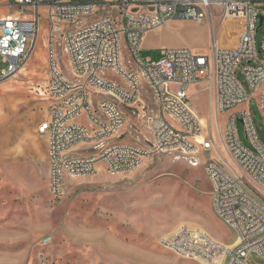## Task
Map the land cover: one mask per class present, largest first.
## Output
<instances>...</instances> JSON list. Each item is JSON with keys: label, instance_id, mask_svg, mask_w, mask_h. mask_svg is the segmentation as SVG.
<instances>
[{"label": "built area", "instance_id": "built-area-1", "mask_svg": "<svg viewBox=\"0 0 264 264\" xmlns=\"http://www.w3.org/2000/svg\"><path fill=\"white\" fill-rule=\"evenodd\" d=\"M110 4H115L118 15L83 25L84 17ZM14 6L31 8L32 16L0 18V84L27 66L39 38L41 8L48 11L49 71L39 94L51 107L38 131L48 139L52 198L65 196L68 178L95 175L99 165L109 175H119L162 154L184 155L197 166L199 156L211 153L204 170L213 205L217 216L237 233V240L222 244L203 230L183 225L161 244L202 264H264V141L253 114L243 109L229 116L224 132L219 128L228 156L224 157L212 131L205 136L190 93L192 87L210 82L217 114L259 96L264 124V42L259 46L256 39L264 0H15ZM216 6L226 16L243 19L235 47L221 46L216 39L211 54L183 46L162 49L157 61L141 56L149 32L177 20L203 23L209 18L213 23ZM65 23L76 28L66 31ZM57 47L67 56L73 80L59 63ZM124 49L129 51L131 68L125 64ZM122 106L137 110L135 116L151 131L145 145L116 139L126 130ZM239 115L250 148L241 142ZM83 116L88 125L73 122ZM96 142L102 143L97 154L70 156L77 145ZM51 242L46 236L41 244Z\"/></svg>", "mask_w": 264, "mask_h": 264}, {"label": "rangeland", "instance_id": "rangeland-1", "mask_svg": "<svg viewBox=\"0 0 264 264\" xmlns=\"http://www.w3.org/2000/svg\"><path fill=\"white\" fill-rule=\"evenodd\" d=\"M15 10L21 14L24 8L15 7ZM26 11L29 15L32 10ZM212 12L213 23L209 18L204 23L177 20L151 33V38L147 37L143 44L142 57L146 59L150 56L157 61L162 49L183 46H189L199 54H211L216 39L221 46L235 47L241 35L243 19L226 16L217 6L212 8ZM108 14L118 15L115 4L84 17L83 25ZM40 17V35L32 57L27 66L10 80L18 98L28 99L24 109L35 111L29 119V133H32L37 121L40 123L47 118L51 107V102L39 94L47 85L49 71L47 33L50 23L47 8L42 7ZM63 27L67 31L75 29L76 25L65 23ZM256 39L261 46L264 42V23L260 26L259 22ZM57 54L66 77L73 80L62 47H57ZM124 58L125 64L133 67L127 49H124ZM108 76L113 77L112 74ZM240 78L246 82L241 72ZM113 79L119 81L116 76ZM190 93L197 115L207 121L205 136L210 137L212 131L221 154L228 157L219 128L224 132L230 114L218 116L210 82L192 87ZM143 96L148 98L145 91ZM122 109L126 114L127 129L121 139H116L145 145V141L151 139V131L135 116L137 110L126 106ZM243 109L252 112L264 141L260 97L255 96L250 104L236 110L240 112ZM73 122L89 124L86 116L75 118ZM25 126V121L20 120L19 129L24 130ZM238 130L241 142L250 148L240 115ZM100 144L77 145L70 151V156L95 155L101 148ZM214 154L218 155L216 151ZM211 156V153H203L198 157L199 164L193 166L184 155L162 154L136 171L119 175H109L105 167L99 165L95 175L68 178L67 192L61 199H53L45 185H38L39 197L48 199L43 229L37 226L39 231L30 232L28 240L23 239L21 243L9 246L14 250L13 256L4 259L15 264H202L169 251L161 240L183 225L203 230L222 244L232 245L237 240V233L217 216L213 205L212 187L204 170ZM31 218L29 213L30 221ZM46 236H50L52 242L44 246L41 241Z\"/></svg>", "mask_w": 264, "mask_h": 264}, {"label": "crops", "instance_id": "crops-1", "mask_svg": "<svg viewBox=\"0 0 264 264\" xmlns=\"http://www.w3.org/2000/svg\"><path fill=\"white\" fill-rule=\"evenodd\" d=\"M13 2L0 0V18H21L22 13L31 18L32 12L28 15L26 11L31 8H24L20 14ZM157 30L149 32L145 40L147 37L150 39L151 33ZM27 100L18 98L10 80L0 84V246H7L0 247V264H15L4 259L13 256L14 250L9 246L21 243L23 239L28 240L30 232L39 231L37 226L43 229L48 199L39 197L38 185H45L51 197L48 139L38 131L40 124L49 118V113L43 121H37L32 133H29V119L35 111L24 109ZM236 109L226 114H234L238 111ZM20 120L26 123L24 130L19 129ZM29 213L32 214L31 221Z\"/></svg>", "mask_w": 264, "mask_h": 264}, {"label": "bare ground", "instance_id": "bare-ground-1", "mask_svg": "<svg viewBox=\"0 0 264 264\" xmlns=\"http://www.w3.org/2000/svg\"><path fill=\"white\" fill-rule=\"evenodd\" d=\"M203 23H204V22H203ZM218 116H220V114H219ZM198 118H199V120H200V122H201L203 128H207V121H206V119L203 118V117H201V116H199V114H198Z\"/></svg>", "mask_w": 264, "mask_h": 264}, {"label": "water", "instance_id": "water-1", "mask_svg": "<svg viewBox=\"0 0 264 264\" xmlns=\"http://www.w3.org/2000/svg\"><path fill=\"white\" fill-rule=\"evenodd\" d=\"M259 22H260V26H262V25H263V23H264V18H263V17H261Z\"/></svg>", "mask_w": 264, "mask_h": 264}]
</instances>
